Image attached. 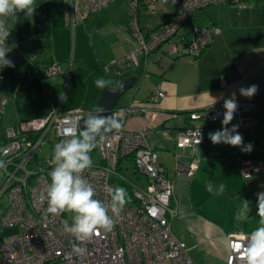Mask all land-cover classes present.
<instances>
[{
    "label": "crops",
    "instance_id": "crops-1",
    "mask_svg": "<svg viewBox=\"0 0 264 264\" xmlns=\"http://www.w3.org/2000/svg\"><path fill=\"white\" fill-rule=\"evenodd\" d=\"M252 2L245 7L221 2L202 8L205 17L199 26L213 24L220 29L206 50L195 58L187 54L173 57L163 44L145 57L148 77L135 93L124 95L118 103L123 105L133 98L146 107L144 112L130 115L125 128L144 131L148 144L157 151L158 162L174 180L172 204L177 215L171 228L179 238L173 228L176 220L177 232L182 234L180 240L186 243L191 259L197 249L202 264H225L227 235L251 232L260 219L257 194L264 192V172L245 178L240 163L242 159H264V116L242 133V147L251 144L250 151L211 142L209 133L222 129L223 118L205 125L202 143L177 145L180 131L190 123H198L189 120L185 112L233 97L264 101V0ZM35 3L33 16L19 12L16 21L5 20V26L10 28L5 44L12 50L7 59L14 66L4 67L0 76V142L5 141L9 129L18 132L22 121L43 117L53 107L61 112L76 107L92 111L101 95L94 81L103 77L114 82L113 61L136 48L128 0H112L75 21L67 17L66 0ZM168 5L163 19L146 31L169 19L174 8ZM53 63H58L62 71L49 75L47 68ZM251 85L257 86V92L251 97L242 96L240 89ZM156 86L165 91V96L152 103L150 95ZM262 112L264 105L259 113ZM234 125L238 126L236 117L227 127ZM54 137L55 142L49 135L42 142L41 145L47 142L44 157L53 155L55 133ZM193 159L197 167L191 175L177 174L178 162L188 164ZM100 160L98 155L93 162ZM120 166L129 179L145 185L146 177L135 170L131 159H122ZM209 182L214 186L224 184V193L208 192ZM244 200L249 201L252 222L249 225L248 221L236 220L233 225L235 219L229 215L236 214Z\"/></svg>",
    "mask_w": 264,
    "mask_h": 264
},
{
    "label": "built area",
    "instance_id": "built-area-1",
    "mask_svg": "<svg viewBox=\"0 0 264 264\" xmlns=\"http://www.w3.org/2000/svg\"><path fill=\"white\" fill-rule=\"evenodd\" d=\"M112 0H66V14L69 19L86 17L108 5ZM253 0H128L130 6V26L136 41V48L125 56L113 61L114 67L126 66L139 70V76L148 77L145 70V57L155 52L163 44L168 46L169 55L190 57L200 56L210 45L214 36L220 32L218 26L197 25L192 17L205 6L226 2L239 7L252 5ZM171 4L174 12L169 19L155 28L143 32L139 26L140 7L157 9ZM188 23V27L183 29ZM12 53L10 49L6 58ZM143 58V61H140ZM113 67V68H114ZM4 68V67H3ZM3 68H0V76ZM62 71L58 63L47 68L49 75ZM165 96V91L156 86L153 88L150 101L156 103ZM238 108L234 113L238 122V133L250 128L264 101L259 99H238ZM224 102L210 107L195 109L189 113L190 120L198 121L189 124L177 138L180 147L195 146L204 140L205 125L223 118ZM145 106L132 100L117 105L111 116L120 119L124 127L120 131L106 134L99 142L96 151L101 160L84 172V177L94 185L95 198L110 202L108 189L114 188L112 175L122 178L132 185L135 201L124 207L117 223L110 232L101 230L99 236L90 241L80 242L64 231V222L72 223L73 213L65 212L59 216L48 213L46 202L38 199L50 180L46 172L51 170L52 156L43 158V164L37 168L31 166L32 158L44 139L53 131L57 143L63 139L62 129L66 119L80 121L87 112L80 107L60 111L53 107L50 112L38 118L22 121L18 132L9 129L6 139L0 147V161L5 166L0 168V200L4 199V211L1 216V227H18L17 232L0 236V264H194L186 243L176 237L171 228V221L177 215V208L172 204L174 180L169 177L164 167L158 162L157 151L151 147L143 130L125 128L126 119L135 112H144ZM198 134V135H197ZM129 158L135 170L146 177L141 186L119 174L117 166L122 159ZM197 167L196 159L188 164L177 163V174L191 175ZM241 175L249 178L264 172V159H242ZM244 233L227 235V256L225 264H245L235 246L245 240ZM73 244L86 249L83 256L73 253ZM232 245L229 249L228 245Z\"/></svg>",
    "mask_w": 264,
    "mask_h": 264
},
{
    "label": "clouds",
    "instance_id": "clouds-1",
    "mask_svg": "<svg viewBox=\"0 0 264 264\" xmlns=\"http://www.w3.org/2000/svg\"><path fill=\"white\" fill-rule=\"evenodd\" d=\"M35 0H0V68L13 67L6 53L10 48L5 41L10 36V28L5 26L6 19L17 20V13L24 12L26 17L35 13ZM100 89L107 88L110 92L118 89L110 79L103 77L94 81ZM257 92V86L251 85L247 89L241 88L242 96L251 97ZM225 112L223 114L222 129L209 133V139L213 144L224 143L231 146L242 147L243 137L237 131L238 126L228 128L227 125L234 118L238 104L234 97L224 101ZM102 108L90 111L81 122L66 119L62 129L63 139L54 145L51 159L52 168L47 176L50 182L40 193L38 199L46 202L48 213L59 216L65 212L73 213L72 223L64 222V231L75 237L77 241H90L94 236H99L101 230L110 232L117 223L126 204L129 203L128 192L124 187L116 186L108 189L110 202L95 198L96 191L92 183L85 177L84 172L94 166L91 153L96 149L98 141L103 142L106 134L112 131H120L124 125L115 116H105ZM198 135V134H197ZM198 144L200 140L196 141ZM251 144L242 147L243 151H250ZM198 150L194 147L193 153ZM5 166L0 161V168ZM225 185L214 186L211 182L206 184L208 192L215 195L223 194ZM257 216L260 217L258 226L245 237V240L236 244L235 251L239 253L245 264H264V192L257 194ZM249 201L244 200L239 206L235 218L238 221H248L250 218ZM232 249V245H228ZM73 253L83 256L84 247L73 244Z\"/></svg>",
    "mask_w": 264,
    "mask_h": 264
},
{
    "label": "rangeland",
    "instance_id": "rangeland-1",
    "mask_svg": "<svg viewBox=\"0 0 264 264\" xmlns=\"http://www.w3.org/2000/svg\"><path fill=\"white\" fill-rule=\"evenodd\" d=\"M231 5H233V4H231ZM169 6L170 5L166 4L165 6L157 8L155 10L145 9L144 7H140L139 16H138L140 29L143 32H145L147 29H149L150 27L155 25L157 22L161 21L163 19V17L166 15L165 12L168 11ZM234 6H237V5H234ZM128 9H129V16H130V8H128ZM198 14L199 15L196 17L195 22L198 25H200L203 23L205 15H204V12L202 11V9L198 12ZM187 27H188V23H186V25L184 26L183 29H186ZM49 136L51 137L52 141L55 142V137H54L53 131L49 132ZM46 145H47V142H44L43 145L40 146V148L38 149V151L35 153L34 157L32 158L31 165L37 164V166H39L42 163L43 157L45 155H47V153H45L46 152ZM53 148H54V146H53ZM98 155H99L98 152L96 150H93V152L91 154L92 158L97 160ZM4 204H5V200L4 199L0 200V222H1L2 213L4 211ZM235 215H236L235 213H230V215H229L230 219H232V220L235 219L232 222L233 225L236 224ZM173 228H174V231L176 232L177 236L179 237V239H182V237H181L182 234L177 232V228H179V225H178V222L176 220H175V222H173ZM17 230H18V227L16 225L5 226V227H1V225H0V235L1 236L13 234V233L17 232ZM197 253H198V250L195 249L193 252V258H192L194 261V264H202Z\"/></svg>",
    "mask_w": 264,
    "mask_h": 264
},
{
    "label": "water",
    "instance_id": "water-1",
    "mask_svg": "<svg viewBox=\"0 0 264 264\" xmlns=\"http://www.w3.org/2000/svg\"><path fill=\"white\" fill-rule=\"evenodd\" d=\"M146 68V66H145ZM147 70V69H145ZM114 74L111 77L114 80V84L117 87L116 92H110L107 88L101 89V95L94 109L102 108V115L111 116V111L118 105L121 97L127 95L131 91L134 93L138 90L143 77H140L138 73H134L135 70L127 68L126 66H117L113 68ZM129 72V73H128ZM135 99H130L127 103ZM87 112L81 117L80 122L83 127V119L86 117Z\"/></svg>",
    "mask_w": 264,
    "mask_h": 264
},
{
    "label": "trees",
    "instance_id": "trees-1",
    "mask_svg": "<svg viewBox=\"0 0 264 264\" xmlns=\"http://www.w3.org/2000/svg\"><path fill=\"white\" fill-rule=\"evenodd\" d=\"M170 16H171V14H170ZM169 16V17H170ZM193 20L194 21H196V17H192L191 19H190V21L191 22H193ZM213 24H211V25H207V26H212ZM173 57H179V56H177V55H173ZM134 72H137L138 74H139V70H135ZM115 83V82H114ZM86 111V110H85ZM191 111H193V110H189V111H187V112H185V114H186V116L188 117V119H189V113L191 112ZM87 112V111H86ZM259 112H260V110H259ZM257 113V114H255V116H254V120H257L258 119V117H262V116H264V112H262V113ZM262 119H264V118H262ZM190 120V119H189ZM214 123H216V122H214ZM214 123H208V124H214ZM191 124V123H190ZM4 142H0V144H3ZM95 150V149H94ZM41 164H43V162L41 163ZM40 164V165H41ZM31 166H33V165H31ZM34 167H38L37 166V164L35 165V166H33V168ZM40 167V166H39ZM117 170H118V173L120 174H123V172H122V169H121V166H120V164L117 166ZM50 171V170H49ZM47 173L48 172H46V176H47ZM47 178H48V176H47ZM49 179V178H48ZM111 181L113 182V184L115 185V187L116 186H121V187H124L126 190H127V192H128V196H129V202H132V201H135V199H134V197H133V194H132V185L130 184V183H128L127 181H124L122 178H120V177H118V176H115V175H112V177H111ZM251 222H252V216H250V218H249V220H248V224L250 225L251 224Z\"/></svg>",
    "mask_w": 264,
    "mask_h": 264
}]
</instances>
